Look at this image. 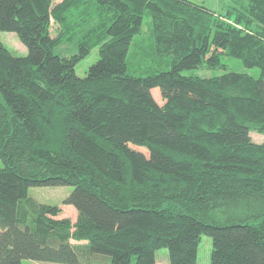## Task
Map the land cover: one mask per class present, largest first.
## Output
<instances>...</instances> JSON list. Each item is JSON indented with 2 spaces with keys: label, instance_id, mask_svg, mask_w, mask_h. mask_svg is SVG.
I'll return each instance as SVG.
<instances>
[{
  "label": "trees",
  "instance_id": "obj_1",
  "mask_svg": "<svg viewBox=\"0 0 264 264\" xmlns=\"http://www.w3.org/2000/svg\"><path fill=\"white\" fill-rule=\"evenodd\" d=\"M151 16L171 69L128 74ZM0 264H264V0L217 13L192 0H0ZM74 45V54L57 49ZM99 49L85 77L77 66ZM239 59L260 77L194 69ZM161 100V102H160ZM33 187H72L65 206L20 214Z\"/></svg>",
  "mask_w": 264,
  "mask_h": 264
},
{
  "label": "rangeland",
  "instance_id": "obj_2",
  "mask_svg": "<svg viewBox=\"0 0 264 264\" xmlns=\"http://www.w3.org/2000/svg\"><path fill=\"white\" fill-rule=\"evenodd\" d=\"M205 5L210 10L217 13H224L231 7H241L248 3L249 0H192ZM151 16L147 14L144 19L142 35L137 37L130 49L128 57V74L135 77H147L153 72L168 71L171 69L170 63L167 59L157 56L155 50V43L152 33ZM0 39L15 56H26L27 48L22 44L15 33L0 31ZM74 45L63 46L57 49L59 54H74L76 52ZM99 49H94L91 54L84 59L76 68L77 74L80 77L87 75L88 69L99 60ZM223 64L225 69L220 68L216 70L209 69H194L183 72L184 76L201 78H212L221 76L227 72L248 73L255 77H260L259 69H247L243 62L239 59L231 57H223ZM161 102V100H160ZM251 136L256 143H264V134L251 132ZM4 168V163L0 159V169ZM72 187H33L29 189L28 198L20 203V214L23 212L27 214L36 213L37 204H46L50 206H58L62 213L56 215L57 219H70L73 223L77 220L76 209L72 206H65L64 200L72 193ZM213 250V242L209 236L203 235L198 251V264H211V255ZM101 259L94 258L95 264H112L110 259L107 263H98ZM156 260L158 263L167 264L170 262L169 250L162 248L156 253ZM134 257L129 264H135ZM23 264H54L45 263L34 260H24Z\"/></svg>",
  "mask_w": 264,
  "mask_h": 264
}]
</instances>
